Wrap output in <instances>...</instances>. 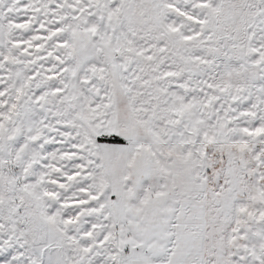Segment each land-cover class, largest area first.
Returning a JSON list of instances; mask_svg holds the SVG:
<instances>
[{"label":"snow or ice","instance_id":"1","mask_svg":"<svg viewBox=\"0 0 264 264\" xmlns=\"http://www.w3.org/2000/svg\"><path fill=\"white\" fill-rule=\"evenodd\" d=\"M0 264H264V0H0Z\"/></svg>","mask_w":264,"mask_h":264}]
</instances>
